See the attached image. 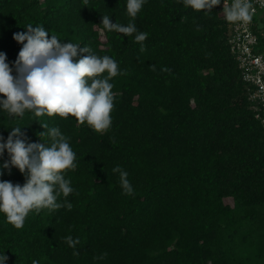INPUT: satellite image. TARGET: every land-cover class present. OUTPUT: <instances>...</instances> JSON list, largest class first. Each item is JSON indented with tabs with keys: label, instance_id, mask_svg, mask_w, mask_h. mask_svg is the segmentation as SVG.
Wrapping results in <instances>:
<instances>
[{
	"label": "trees",
	"instance_id": "16d2710c",
	"mask_svg": "<svg viewBox=\"0 0 264 264\" xmlns=\"http://www.w3.org/2000/svg\"><path fill=\"white\" fill-rule=\"evenodd\" d=\"M126 4L0 0V52L13 75L23 46L13 36L29 24L112 57L124 73L110 80L114 110L104 134L72 116L10 117L0 108L4 142L21 127L27 143L50 145L39 133L46 123L69 138L77 165L65 173L73 193L57 201L71 210L32 211L22 229L0 213V254L6 264H264V124L228 43L233 23L218 5L206 14L183 0H146L134 20L149 34L141 52L134 35L102 25L103 15L127 25ZM254 30L264 51V26ZM9 159L5 150L0 165ZM116 166L133 195L123 193ZM0 180L25 183L14 167ZM69 235L80 240L76 249Z\"/></svg>",
	"mask_w": 264,
	"mask_h": 264
},
{
	"label": "clouds",
	"instance_id": "9594fccd",
	"mask_svg": "<svg viewBox=\"0 0 264 264\" xmlns=\"http://www.w3.org/2000/svg\"><path fill=\"white\" fill-rule=\"evenodd\" d=\"M87 4V0H84ZM146 0H127V15L131 18L127 25L113 23L108 15L102 16V25L108 31L133 36L134 42L140 44V51H145L144 41L147 32H139L134 23ZM221 0H183L185 8L209 13L219 5ZM223 13L227 22L250 23L255 13L251 0H232L229 5L223 2ZM199 31L200 28L197 27ZM13 39L22 44L13 67L6 63V54L0 52V108L10 117H23L26 110L35 117L47 115L68 118L72 116L79 125L87 124L95 133L104 134L112 125L114 110V85L110 80L120 72L118 63L110 56L93 54L89 46L62 42L56 35H49L42 26H27L26 33H16ZM78 53H87L82 58L74 59ZM150 69L156 71L155 65ZM170 72L167 67L161 69ZM107 73V76L103 75ZM41 124V123H40ZM47 132L50 145L45 143H27L21 139V127H13L4 142L0 136V157L5 150L10 157L0 165V176L3 169L11 174L17 168L25 177L23 185L0 180V213H4L9 224L22 229L30 212L39 213L42 209L49 211L66 207L71 210L70 202L59 203L58 197H68L74 189L71 182L65 179L67 170H74L77 165L76 153L69 144V138L63 135L58 127L49 128L41 124ZM119 173L123 193L133 195V187L128 180V173L120 166L112 169ZM69 247L76 249L80 240L72 236L64 238ZM79 251L73 255L78 256ZM107 253H102L95 260H103ZM8 256L0 254V264H6ZM32 264H39L33 260Z\"/></svg>",
	"mask_w": 264,
	"mask_h": 264
},
{
	"label": "built area",
	"instance_id": "2783aa9c",
	"mask_svg": "<svg viewBox=\"0 0 264 264\" xmlns=\"http://www.w3.org/2000/svg\"><path fill=\"white\" fill-rule=\"evenodd\" d=\"M223 2L218 8L223 12ZM231 4L232 0H226ZM255 13L250 23H233L228 37L231 52L238 61L243 80L248 84L249 99L256 111V116L264 124V51H259V35L254 30L259 15L264 14V0H251Z\"/></svg>",
	"mask_w": 264,
	"mask_h": 264
},
{
	"label": "rangeland",
	"instance_id": "374dc122",
	"mask_svg": "<svg viewBox=\"0 0 264 264\" xmlns=\"http://www.w3.org/2000/svg\"><path fill=\"white\" fill-rule=\"evenodd\" d=\"M258 17V23H259V26H260V28H262L263 26H264V20H260V18H264V14H263V16H261V15H259V16H257Z\"/></svg>",
	"mask_w": 264,
	"mask_h": 264
}]
</instances>
